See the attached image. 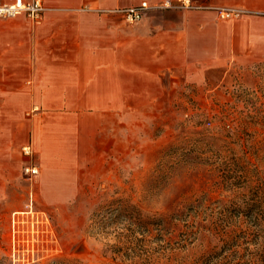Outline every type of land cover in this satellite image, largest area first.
<instances>
[{
    "label": "rangeland",
    "instance_id": "374dc122",
    "mask_svg": "<svg viewBox=\"0 0 264 264\" xmlns=\"http://www.w3.org/2000/svg\"><path fill=\"white\" fill-rule=\"evenodd\" d=\"M184 82L123 113L72 201L23 176L0 209V264H264V59Z\"/></svg>",
    "mask_w": 264,
    "mask_h": 264
},
{
    "label": "crops",
    "instance_id": "0c3cea01",
    "mask_svg": "<svg viewBox=\"0 0 264 264\" xmlns=\"http://www.w3.org/2000/svg\"><path fill=\"white\" fill-rule=\"evenodd\" d=\"M162 1L42 0L36 21L0 18V209L23 176L45 202L72 201L136 103H164L172 80L199 83L222 61L264 59V0H191L197 8L150 9L136 23L117 12ZM219 9L242 14L222 20Z\"/></svg>",
    "mask_w": 264,
    "mask_h": 264
},
{
    "label": "built area",
    "instance_id": "2783aa9c",
    "mask_svg": "<svg viewBox=\"0 0 264 264\" xmlns=\"http://www.w3.org/2000/svg\"><path fill=\"white\" fill-rule=\"evenodd\" d=\"M197 8L191 2V0H174V1H162L154 6H150L146 2H141L140 4L120 9L117 12L123 16L126 22L136 23L140 21L143 15L150 9L156 10H167V9H177V10H191ZM44 11V6L42 0H30L29 2H24L22 0H15L11 4H0V18H11L17 15L24 14L32 21H36L40 18L42 12ZM242 14V11L235 9H219L217 11V16L222 20L236 19ZM23 153L25 155H30L31 151L29 148H24ZM38 173L36 167H28L24 169V174L27 176H33Z\"/></svg>",
    "mask_w": 264,
    "mask_h": 264
},
{
    "label": "trees",
    "instance_id": "16d2710c",
    "mask_svg": "<svg viewBox=\"0 0 264 264\" xmlns=\"http://www.w3.org/2000/svg\"><path fill=\"white\" fill-rule=\"evenodd\" d=\"M257 207H258V204L254 203L252 201L246 202V205H245L246 210L250 211V212H255L254 210H255V208L257 209ZM137 216L139 218V221L143 220V221H141V224L147 223V221L145 220L146 218H148L147 220H150L152 225H159L160 226L164 223V221H167L166 217H157L156 215H154L155 217L154 216L146 217V215L144 213L142 214L140 211H139ZM141 227H143V225H141ZM115 251L117 252L118 250H115Z\"/></svg>",
    "mask_w": 264,
    "mask_h": 264
}]
</instances>
